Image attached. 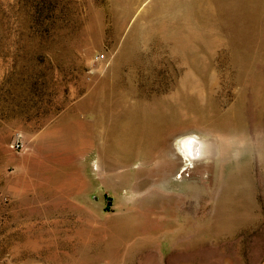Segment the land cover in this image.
<instances>
[{"label": "rangeland", "instance_id": "374dc122", "mask_svg": "<svg viewBox=\"0 0 264 264\" xmlns=\"http://www.w3.org/2000/svg\"><path fill=\"white\" fill-rule=\"evenodd\" d=\"M223 1L0 0V264H264V0ZM96 96L174 129L153 196L96 166Z\"/></svg>", "mask_w": 264, "mask_h": 264}, {"label": "bare ground", "instance_id": "6f19581e", "mask_svg": "<svg viewBox=\"0 0 264 264\" xmlns=\"http://www.w3.org/2000/svg\"><path fill=\"white\" fill-rule=\"evenodd\" d=\"M221 5L226 8L229 6H233L230 0H224ZM236 5L237 3L235 2V6ZM90 100L91 102H83H85L88 106L93 107L95 110H98H96L98 112V115L94 121L95 128L92 132L93 135L98 139L96 147V166L103 172H106L105 175H116L115 168L118 167L119 162H121L122 164V160H120L119 158H123L125 156L124 160H126V157H128L129 155H133L135 158L139 159L138 161H141L142 163L137 176L139 178L140 173L141 175H148L144 180H148L149 185L151 184L150 187L147 188V195H152L154 190L151 188V186L155 181L153 180L154 177L152 178V176L162 175V173L164 172L172 171L175 166H178V160L182 158L180 154H178V150L171 148L170 144H168V138L174 132V129L171 128L168 130L167 128H161L158 130L155 127V120H157L159 117V107L154 108L150 104L141 105L137 101L121 102L112 101L111 99L109 101H103V98H101V96H96L94 100ZM140 105L141 107H139ZM105 109L111 110L110 114L108 113L109 119L107 117L109 123L106 122L109 124L108 129L102 126V124L104 125L105 123V118L102 117V111ZM56 135H58V132H54V134H52L51 136L53 137ZM141 135H145V137L141 138V140L143 139V142L147 141L146 147H144L145 151L143 152H140V149H135L137 147H135V144L140 142V140L138 139L139 137H142ZM105 136H110V138L112 137L113 141H108L107 139H105ZM101 138L103 139V141L100 140ZM179 144L188 160H190L189 166L191 167L195 168L196 162L202 164L203 162H205V159L210 157V150L206 146V143L202 138L187 136L183 138L179 142ZM137 179L135 182V186L138 185Z\"/></svg>", "mask_w": 264, "mask_h": 264}, {"label": "built area", "instance_id": "2783aa9c", "mask_svg": "<svg viewBox=\"0 0 264 264\" xmlns=\"http://www.w3.org/2000/svg\"><path fill=\"white\" fill-rule=\"evenodd\" d=\"M14 145H15L16 148H19L21 146V144H19L18 142H16Z\"/></svg>", "mask_w": 264, "mask_h": 264}]
</instances>
